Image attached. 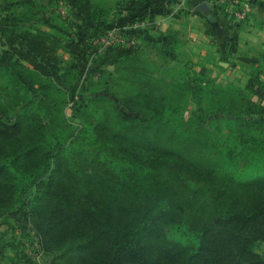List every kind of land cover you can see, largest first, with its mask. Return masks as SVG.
Masks as SVG:
<instances>
[{
    "label": "trees",
    "instance_id": "trees-1",
    "mask_svg": "<svg viewBox=\"0 0 264 264\" xmlns=\"http://www.w3.org/2000/svg\"><path fill=\"white\" fill-rule=\"evenodd\" d=\"M66 1L68 15L48 0L59 12L54 31L38 25L35 0L19 12L0 6V225L7 229L0 256L13 245L6 232L18 228L36 235L51 264H264L256 250L264 240L258 59L239 57L254 66L242 90L188 64L170 83L156 75L162 65L142 61L143 44L164 67L179 60L178 30L145 35L154 26L151 5L166 11L167 0L121 4L112 23L124 10L126 21L149 19L139 43L94 56L91 37L112 23L97 2ZM80 76L88 84L69 92ZM14 254L0 264L30 261L18 247Z\"/></svg>",
    "mask_w": 264,
    "mask_h": 264
},
{
    "label": "crops",
    "instance_id": "crops-1",
    "mask_svg": "<svg viewBox=\"0 0 264 264\" xmlns=\"http://www.w3.org/2000/svg\"><path fill=\"white\" fill-rule=\"evenodd\" d=\"M35 1V4H32V9L35 16L39 17L38 25L54 31L51 20L59 12L48 4V0ZM92 1L104 8V19L106 18L109 24L115 19L121 4L128 0ZM145 1L148 3L147 0ZM203 1L207 3V8L199 10L197 6ZM6 2L7 6H14L19 12L27 6L29 0H7ZM166 2V11L151 5V10L154 11V26L147 31L148 33H145L146 38L154 39L169 29L178 30L181 39L187 34V47L191 56L187 60L197 71L204 67L211 70L213 74L221 75L229 71L232 65H236L231 61H236L240 56L258 58L257 55L249 53V50L255 49L253 43L257 38L264 49V0H255L249 16L240 21L228 17L223 9L211 0H167ZM120 15L117 22L128 20L129 15L126 10L122 11ZM240 49L244 50L242 54H239ZM56 53L64 60L69 59L66 49L59 48ZM234 55H237L238 58H235ZM180 59L182 58L179 55V60L175 62H182ZM241 62L243 61L241 60ZM248 69L250 68L245 66L247 72Z\"/></svg>",
    "mask_w": 264,
    "mask_h": 264
},
{
    "label": "rangeland",
    "instance_id": "rangeland-1",
    "mask_svg": "<svg viewBox=\"0 0 264 264\" xmlns=\"http://www.w3.org/2000/svg\"><path fill=\"white\" fill-rule=\"evenodd\" d=\"M7 0H0V6H7ZM60 7H57V10L59 12L60 11ZM150 37V36H148ZM147 39V38H146ZM148 40V39H147ZM258 38L256 39V41L253 43V50H249V53H252L254 55H257V59H258V64L256 65L257 68H259V70L261 71L260 77L261 79L264 81V49L262 47V44H260L259 41H257ZM187 42H188V38H187V34L185 35V37L183 36L181 41L178 44V48H179V55L181 56L182 59H180V61L182 62H175V61H169L168 64H166V66L164 67L163 63L161 62V59L159 58L160 56H158L156 54L155 50H151V44L148 45H142V48L144 50V55H142V61L145 62L147 64L148 67L151 68V66H158V65H162V68H158L159 72L158 74H156L158 77L164 75L166 77V79L168 80V82L170 83H174V79H173V74H175L176 72L174 70H177L179 67L184 68L183 65H189L190 68L192 70H194L195 68L193 67V65H191V63L188 62V58L191 57L190 56V51L187 47ZM141 43H145V41H141ZM1 49V46H0ZM243 49L239 51V54L243 53ZM248 54V52H246ZM237 54V53H236ZM68 57V55H66ZM235 58H238L237 55H234ZM153 60V61H152ZM156 62V63H155ZM236 63V65H232V68L229 69V71L225 72L224 74L221 75H217V74H213L211 73V70H207L205 72V75L212 80V82L215 83H221L224 85L227 84H233L237 87H239L241 90L244 89L245 87V82L247 81L249 74L251 73V71L253 70L254 66L251 64H245L244 62H241L240 58H238L236 61H231V63ZM183 64V65H182ZM92 65L94 66V63H92ZM91 65V66H92ZM217 65V64H216ZM90 66V63L83 64V74L86 75V67ZM101 66H107L104 63H101ZM109 66V64H108ZM245 66L249 67L250 69H248L249 71L247 72L245 70ZM164 72V73H163ZM192 73V72H191ZM213 74V75H212ZM75 79V76H74ZM77 84H74L70 87H67V90L71 93H76L78 90H80L81 88H83L86 84H88V80L85 79L84 77L80 76L79 78H77L74 81H77ZM112 89V88H110ZM112 91H115L114 89H112ZM117 93L119 95H122L123 93V89L121 90V88H117L116 89ZM246 92L250 95H252L254 98H257L256 95L250 93L248 90H246ZM25 94H28L26 96H33V91H29ZM111 98H115L116 95H113V93L111 94ZM6 98L8 101H15L16 98L15 96L9 92L6 93ZM192 101V99H190ZM190 100L188 99V102L185 105V109L182 111L183 116L185 118H188L190 116V112H191V108L193 107V103H190ZM64 112L66 114V116H70V112H71V108H70V104H67L64 108ZM56 114V110L54 111V113L52 112L50 115H55ZM47 119L49 120L50 117L48 116ZM142 197H144V195H142ZM145 199V198H142ZM4 230L6 229V225H0V233H2ZM5 241H8L10 243L13 242L12 246H6L2 248V252L3 254L0 256L2 258L3 262H9L11 260L12 257H14V251H15V247H18L19 250H23L26 254L27 257H29L30 261L28 262V264H51V258L52 255L46 253L40 243L37 240L36 235L33 232H29L26 229H21L19 230L18 228H12V229H8V231L6 232L4 239ZM14 246V247H13ZM256 250L264 255V240H261L258 245Z\"/></svg>",
    "mask_w": 264,
    "mask_h": 264
},
{
    "label": "built area",
    "instance_id": "built-area-1",
    "mask_svg": "<svg viewBox=\"0 0 264 264\" xmlns=\"http://www.w3.org/2000/svg\"><path fill=\"white\" fill-rule=\"evenodd\" d=\"M221 7L223 12L230 18L240 21L246 19L251 11L255 0H211ZM62 14H69V4L66 0H59ZM149 23V19L143 16L133 21L117 22L107 26L105 32L91 37L90 42L96 48L93 56L111 44H134L139 43L137 33L143 30Z\"/></svg>",
    "mask_w": 264,
    "mask_h": 264
},
{
    "label": "water",
    "instance_id": "water-1",
    "mask_svg": "<svg viewBox=\"0 0 264 264\" xmlns=\"http://www.w3.org/2000/svg\"><path fill=\"white\" fill-rule=\"evenodd\" d=\"M197 8H198L199 10H204V9L207 8V3L203 1V2H201V3L197 6Z\"/></svg>",
    "mask_w": 264,
    "mask_h": 264
}]
</instances>
